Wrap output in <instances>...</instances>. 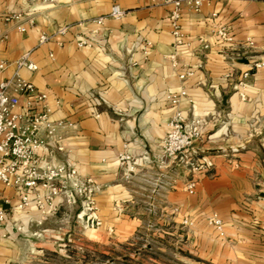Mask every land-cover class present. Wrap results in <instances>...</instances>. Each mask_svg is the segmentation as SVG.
I'll use <instances>...</instances> for the list:
<instances>
[{
	"label": "crops",
	"instance_id": "crops-1",
	"mask_svg": "<svg viewBox=\"0 0 264 264\" xmlns=\"http://www.w3.org/2000/svg\"><path fill=\"white\" fill-rule=\"evenodd\" d=\"M113 4L125 12L116 20L107 16ZM199 9H181L183 41L174 45L165 7L155 0H0V59L12 62L29 52L36 66L10 64L0 79L16 73L28 80L46 94L50 118L70 123L55 159H70L98 186L102 225L85 231L87 238L104 241L106 226L120 241L142 229L145 237L178 243L184 264H264V0H207ZM12 12L21 15L23 32L16 21L3 20ZM220 26L229 30V43L215 39ZM41 34L47 39L39 42ZM87 35L92 45L77 47ZM256 61L262 64L250 71L241 97L239 73ZM187 68L191 74L178 79ZM180 88L185 96L174 106L165 95ZM174 109L207 121L189 155L211 166L191 171L172 161L159 168L138 159L125 175L116 155L146 150L152 158ZM4 198L15 201L13 190L0 184L1 206ZM78 210L76 201L43 220L37 241L23 242L25 264L45 262L35 254L47 250L69 258L61 247L73 242L68 236L77 230ZM211 214L222 221V235L207 224ZM26 217L17 219L27 223ZM21 243L1 239L0 264L14 261Z\"/></svg>",
	"mask_w": 264,
	"mask_h": 264
},
{
	"label": "built area",
	"instance_id": "built-area-1",
	"mask_svg": "<svg viewBox=\"0 0 264 264\" xmlns=\"http://www.w3.org/2000/svg\"><path fill=\"white\" fill-rule=\"evenodd\" d=\"M53 1V0H43ZM207 0H155L165 7L166 21L171 28L173 44L180 45L183 41L179 20L182 8L198 12L203 2ZM107 16L118 19L124 15V10L117 4L111 5ZM215 14L212 13L211 16ZM103 16L93 22L101 24ZM4 21H16L15 29L23 32L21 15L18 12L4 14ZM65 28V27H64ZM62 28L60 31H63ZM214 37L219 42L229 43L231 36L225 26L216 27ZM3 36H0V40ZM44 34L39 36V42L45 41ZM93 40L90 36H83L75 41L77 47L91 46ZM248 47L252 46L246 41ZM206 48L207 44L203 43ZM29 52L22 53L12 62L0 59V73L8 65L17 68L35 70V64L28 59ZM261 61L254 62L250 68L239 73L237 86L238 95L243 97L242 89L247 76L252 69L261 66ZM191 74L189 68L177 75L178 79L185 80ZM185 90L180 88L176 93L166 94V100L176 106L184 98ZM51 109L43 91L36 89L34 84L21 78L18 74L0 79V184L13 190L15 201L8 198L0 205V239L8 233L5 220L9 213L15 215L27 210L36 211L37 222L52 213L57 212L62 206L70 207L76 201L79 210L75 219L82 224L84 229H95L101 225L98 216V206L95 203L96 183L89 176L79 172L77 166L70 159L57 161L55 152L64 150L62 145V132L70 123L50 118ZM167 122L166 133L159 143V151L150 158L148 152L143 150L135 157L129 150L121 151L116 155L117 164L124 168V174L132 172L140 161L146 164L154 163L163 168L172 161L182 163L193 170H207L211 166L210 160L204 158L191 159L189 155L192 144L204 134L207 124L202 118L192 116L186 119L180 110L174 109ZM194 183L190 179L184 185L186 193L193 192ZM16 220V219H15ZM183 224H189L187 220ZM207 224L214 231L222 235V221L214 214L209 215ZM15 225V224H14ZM14 227L10 226L12 230Z\"/></svg>",
	"mask_w": 264,
	"mask_h": 264
},
{
	"label": "rangeland",
	"instance_id": "rangeland-1",
	"mask_svg": "<svg viewBox=\"0 0 264 264\" xmlns=\"http://www.w3.org/2000/svg\"><path fill=\"white\" fill-rule=\"evenodd\" d=\"M34 212L35 214L31 210H27L18 212L13 216L11 213L7 215L6 226H9L8 228L13 226L14 228L1 239H12L13 237L16 241L22 243L12 255L14 261L5 260L2 264H25L29 250L23 247V242L26 240L37 241V239H33L40 236V231L37 228L44 225L43 220L50 216L48 215L40 222H37L38 216L36 211ZM20 213L26 214L27 223H22L17 219ZM53 224L54 222L49 225L53 226ZM75 226L77 230H75L73 235L68 236L73 242H65L66 244L61 247L62 254L69 256V258L62 259L57 256L56 251L47 250L46 252H36L38 254H35V256H43L45 262L37 260L31 264H184L178 259V253H176V248L179 246L178 243H174L168 238L160 241L153 239L151 236L145 237L143 236L144 230L140 229L130 234L129 239L120 241L118 240L119 237L114 234L113 227L106 226L107 238L104 241H97V239L87 238L85 231L88 229L91 232H94V230L98 231L100 226L95 229H84L79 221ZM162 246L163 250L157 248Z\"/></svg>",
	"mask_w": 264,
	"mask_h": 264
},
{
	"label": "water",
	"instance_id": "water-1",
	"mask_svg": "<svg viewBox=\"0 0 264 264\" xmlns=\"http://www.w3.org/2000/svg\"><path fill=\"white\" fill-rule=\"evenodd\" d=\"M240 62H243L244 60L243 59H238Z\"/></svg>",
	"mask_w": 264,
	"mask_h": 264
}]
</instances>
